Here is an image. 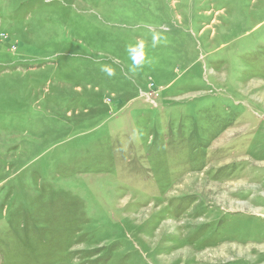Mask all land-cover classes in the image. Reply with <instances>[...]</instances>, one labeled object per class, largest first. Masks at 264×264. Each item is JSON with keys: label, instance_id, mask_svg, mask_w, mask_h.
<instances>
[{"label": "rangeland", "instance_id": "374dc122", "mask_svg": "<svg viewBox=\"0 0 264 264\" xmlns=\"http://www.w3.org/2000/svg\"><path fill=\"white\" fill-rule=\"evenodd\" d=\"M0 264H264V0H0Z\"/></svg>", "mask_w": 264, "mask_h": 264}, {"label": "clouds", "instance_id": "9594fccd", "mask_svg": "<svg viewBox=\"0 0 264 264\" xmlns=\"http://www.w3.org/2000/svg\"><path fill=\"white\" fill-rule=\"evenodd\" d=\"M154 43H155V39H154ZM143 44H140L139 47L143 48ZM131 51L134 53L132 59L134 61V63L139 64L141 62V58H142V53H138L137 50L135 48H132ZM111 71L109 70V75H111Z\"/></svg>", "mask_w": 264, "mask_h": 264}]
</instances>
